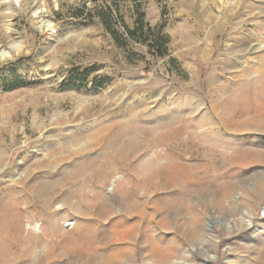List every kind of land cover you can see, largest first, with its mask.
Returning <instances> with one entry per match:
<instances>
[{
  "label": "rangeland",
  "instance_id": "1",
  "mask_svg": "<svg viewBox=\"0 0 264 264\" xmlns=\"http://www.w3.org/2000/svg\"><path fill=\"white\" fill-rule=\"evenodd\" d=\"M11 2L0 264H264V0Z\"/></svg>",
  "mask_w": 264,
  "mask_h": 264
},
{
  "label": "trees",
  "instance_id": "2",
  "mask_svg": "<svg viewBox=\"0 0 264 264\" xmlns=\"http://www.w3.org/2000/svg\"><path fill=\"white\" fill-rule=\"evenodd\" d=\"M128 34L134 39H140L146 42L150 47V52L154 58H160L168 54V43L170 41L169 36L163 31L161 26H153L147 19L146 13L141 4L136 2L135 5V19L132 27L127 26ZM92 69L87 70V73ZM20 83L16 86L24 85ZM104 84L103 81L97 83V85Z\"/></svg>",
  "mask_w": 264,
  "mask_h": 264
},
{
  "label": "bare ground",
  "instance_id": "3",
  "mask_svg": "<svg viewBox=\"0 0 264 264\" xmlns=\"http://www.w3.org/2000/svg\"><path fill=\"white\" fill-rule=\"evenodd\" d=\"M10 1V3H9V5H11L12 4V0H9ZM18 3H21L22 2V0H16ZM219 1H221V2H223V1H226V0H213V2H215V3H217V2H219ZM45 6V4L44 3H42V4H40V5H37L36 7H35V12H37V13H39V11L40 12H42L44 9H43V7ZM46 7V6H45ZM43 9V10H42ZM50 21V20H49ZM49 21H42L41 19H40V23H42V25H46L47 26V30L49 31V30H51V28H52V24L49 22ZM11 25H12V22L10 21V20H8L7 22H6V26H7V28H10L11 27ZM44 189H45V187H43ZM44 191V190H43ZM0 226H1V224H0ZM3 234V233H2ZM186 264V263H185Z\"/></svg>",
  "mask_w": 264,
  "mask_h": 264
}]
</instances>
